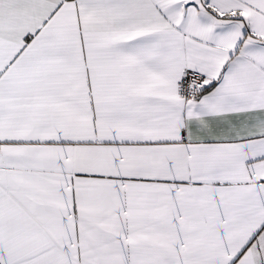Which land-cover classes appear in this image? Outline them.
<instances>
[{
	"label": "snow or ice",
	"instance_id": "1",
	"mask_svg": "<svg viewBox=\"0 0 264 264\" xmlns=\"http://www.w3.org/2000/svg\"><path fill=\"white\" fill-rule=\"evenodd\" d=\"M0 264H264V0H0Z\"/></svg>",
	"mask_w": 264,
	"mask_h": 264
}]
</instances>
